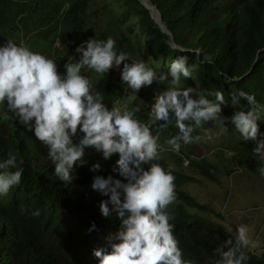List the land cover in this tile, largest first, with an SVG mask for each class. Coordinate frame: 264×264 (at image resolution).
Masks as SVG:
<instances>
[{
  "label": "trees",
  "instance_id": "1",
  "mask_svg": "<svg viewBox=\"0 0 264 264\" xmlns=\"http://www.w3.org/2000/svg\"><path fill=\"white\" fill-rule=\"evenodd\" d=\"M67 1L69 9L62 12L58 7L46 8L43 0H0V46L10 39L17 44L28 42L30 50L54 59L61 74L66 71V63L79 59L81 54L76 48L90 38L106 40L111 36L116 41L117 53L125 52L132 60L143 59L157 72L167 73L175 59L187 56L189 66L194 63L198 66L189 78H181V88L193 87L204 94L220 91L226 99L237 90L254 95L260 132L264 133V0H146L160 12L172 40L140 0ZM54 14L56 18L52 19ZM33 25L37 27L35 30ZM25 30L27 38L18 35ZM33 36L37 39L32 45ZM87 70L82 69L86 77ZM170 82L169 76L164 84L153 83L137 94L121 81V75H109L91 83L92 91L104 96L109 109L123 105L121 99L126 94L135 95L131 103H124V109L140 108L136 117L147 122L155 95L166 90ZM244 107L246 100L235 109L230 103L222 106L221 115L227 118L224 122L232 125L231 117ZM218 121L205 123L193 136L200 135L206 125L218 126ZM152 131L156 133V126ZM178 131L173 119L160 134L165 132L171 138ZM82 135L78 132V137ZM259 138L264 139V135ZM245 146L240 162L251 165L247 157L254 142ZM9 154H14L18 162L23 160L24 173L18 186L0 195V264H99L94 250L111 251V245L118 242L115 237L120 220L114 212L108 217L102 215L101 201L109 197L93 190L91 184L96 175L124 179L118 171L113 172L118 154L105 160L102 153L87 149L85 164L76 166L73 180L67 183L56 176L48 147L3 102L0 162ZM177 161L181 170L171 167L176 200L167 209L173 234L185 260L191 264H214L219 259L217 247L235 235L223 225L189 212L188 207L206 212L213 209L184 190L186 184L198 181L184 171L182 156H177ZM96 162L101 169L91 171ZM153 163L165 169L170 166L163 158ZM190 168L215 180L214 166L208 159H194ZM36 210L39 215H33ZM244 251L248 256L244 264H264V255H257L249 247Z\"/></svg>",
  "mask_w": 264,
  "mask_h": 264
},
{
  "label": "clouds",
  "instance_id": "2",
  "mask_svg": "<svg viewBox=\"0 0 264 264\" xmlns=\"http://www.w3.org/2000/svg\"><path fill=\"white\" fill-rule=\"evenodd\" d=\"M140 1L172 40L160 12L146 0ZM68 9L66 5L63 12ZM115 45L111 36L106 40L90 38L82 42L76 48L81 54L79 59L66 63V71L61 74L54 59L30 50L23 42L7 40L0 46V103L6 102L8 109L30 131L34 130L35 137L48 147V158L55 164L56 176L67 183L73 180L76 166L85 164L87 149L102 153L105 160L118 154L113 172L118 171L124 179L96 175L91 184L93 190L109 197L101 201L102 215L108 217L114 212L120 220L115 237L118 242L111 245V251L94 250L99 264H191L183 258L167 211L176 200L174 170L153 161L161 158L160 153L171 150L183 157L184 167V158L195 155L187 157L181 144L199 141L201 137L193 133L209 121L219 120L224 125L220 131H227L222 106L230 103L235 109L242 100L247 101V107L235 111L231 121L244 142H254V156L264 161V139L259 138L264 133L260 132L257 101L243 90L231 92L226 99L220 91L204 94L193 87L181 88V78H189L198 66L195 63L189 66L187 56L175 59L167 73L157 72L143 59L132 60L125 52L117 53ZM122 63L121 81L136 94L143 87L164 84L171 77L170 86L155 95L147 122L136 117L140 108L124 109L122 100L130 94L121 99L123 105L109 109L104 96L93 92L90 79L82 74L85 68L105 74ZM4 118L8 119L7 115ZM173 119L178 134L161 144L160 132ZM153 126H156L155 134ZM78 132L83 135L78 137ZM100 169V163L96 162L90 170ZM259 171L264 175V167ZM23 173V160L18 162L14 154L0 162V195L18 186ZM33 215H39V210ZM247 232L245 226H239L234 238L218 246L215 251L219 259L214 264H244L248 259L244 249L250 243Z\"/></svg>",
  "mask_w": 264,
  "mask_h": 264
},
{
  "label": "rangeland",
  "instance_id": "3",
  "mask_svg": "<svg viewBox=\"0 0 264 264\" xmlns=\"http://www.w3.org/2000/svg\"><path fill=\"white\" fill-rule=\"evenodd\" d=\"M43 1L46 8L58 7L62 12L68 4L67 0ZM71 3H73L72 0ZM55 18V14L52 15V19ZM95 20L93 16L92 21ZM34 28L37 27L33 25L32 29ZM27 33L26 30L20 31L18 35H24L27 38ZM36 39V36L32 37V45ZM27 44L28 42H26ZM122 67L123 63L119 68L113 67L105 74L88 69L87 76L93 84H96L103 77L121 75ZM158 93L160 92L158 91ZM135 98L136 96L133 94L128 95L122 102L131 103ZM225 126L227 131L221 132L220 129L224 125L220 121H218V126L206 125L200 132L201 139L199 141L194 140L181 147L184 154H194L195 157L206 158L214 166L215 180L212 181L200 172L191 169L190 166L184 165V171L198 181L186 184L184 190L200 202L209 205L213 212L193 207H188V210L192 215L223 225L235 236L237 228L245 226L248 229L247 235L250 241L248 247L257 255L262 256L264 255V175L260 173L259 169L264 167V161L254 156L252 149L247 157L252 161V164L241 163L240 159L244 156L242 153H244L245 145L252 142H244L239 132L235 130L234 124L225 123ZM209 136L211 139L208 138ZM169 138L165 132L160 134V143L164 144ZM212 150H215V153L211 154ZM160 157L165 159L173 169L181 170L177 164V155L171 150L160 153Z\"/></svg>",
  "mask_w": 264,
  "mask_h": 264
},
{
  "label": "built area",
  "instance_id": "4",
  "mask_svg": "<svg viewBox=\"0 0 264 264\" xmlns=\"http://www.w3.org/2000/svg\"><path fill=\"white\" fill-rule=\"evenodd\" d=\"M178 152H179V151H178ZM210 153H211V154L215 153V150L210 151ZM193 159H204V158H199V157H195V156H192L190 159H185V158H184V165H185V166H189L190 163H191V161H192Z\"/></svg>",
  "mask_w": 264,
  "mask_h": 264
},
{
  "label": "bare ground",
  "instance_id": "5",
  "mask_svg": "<svg viewBox=\"0 0 264 264\" xmlns=\"http://www.w3.org/2000/svg\"><path fill=\"white\" fill-rule=\"evenodd\" d=\"M154 15H155L156 19H158V20H159V16L156 14V12H155V11H154Z\"/></svg>",
  "mask_w": 264,
  "mask_h": 264
},
{
  "label": "crops",
  "instance_id": "6",
  "mask_svg": "<svg viewBox=\"0 0 264 264\" xmlns=\"http://www.w3.org/2000/svg\"><path fill=\"white\" fill-rule=\"evenodd\" d=\"M257 254V253H256Z\"/></svg>",
  "mask_w": 264,
  "mask_h": 264
}]
</instances>
